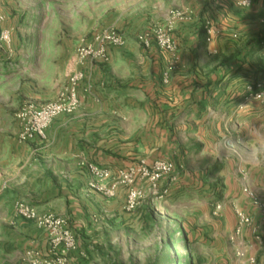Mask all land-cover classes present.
Segmentation results:
<instances>
[{
  "label": "crops",
  "instance_id": "0c3cea01",
  "mask_svg": "<svg viewBox=\"0 0 264 264\" xmlns=\"http://www.w3.org/2000/svg\"><path fill=\"white\" fill-rule=\"evenodd\" d=\"M83 5L92 9L89 1ZM60 8L61 0H0L4 16L0 29L11 33L10 50L0 49V264H28L24 260L27 251L44 255L48 249L47 233L15 213L18 201L40 214L51 213L67 221L77 249L66 264L118 263L116 244L109 239L122 237L128 224L137 226L141 205L125 213L126 189L122 186L112 199L90 189L87 165L115 172L156 159L154 154L141 159V140L115 131L124 122L140 126L142 119L151 126L182 128L187 148L193 145L181 151L187 155L183 160L193 154L203 157L204 143L226 135L236 133L235 137L250 141L254 124L264 119V106L247 99V86L264 71V0H255L245 9L231 0H133L117 8L128 24L132 15H139L141 21H165L171 10L185 13L171 28L176 55L154 45L147 51L141 49L140 42L118 31L125 44L110 48L109 60L94 66L91 62L76 64L73 52L63 59L62 42L44 38V32L60 27L44 16H55ZM207 28L213 31L209 42ZM60 57L66 62L63 76L58 68ZM31 61L36 66L29 70L25 64ZM69 62L85 73L79 107L53 119L44 140L20 142L15 114L24 103L22 97L54 100L66 82ZM29 79L36 82L31 83L34 91L29 89ZM44 81L54 82V91L48 95L36 93V86ZM87 86L90 91L82 93ZM11 97L20 98L8 104ZM174 138L167 132L161 149H170ZM108 147L116 154L109 153ZM174 166L175 173L160 185L170 187L181 177ZM182 166L187 172L192 164ZM215 174L207 185L213 191L226 190L227 195L237 188L235 192L244 194L245 186L256 187L254 177L242 169L232 173L219 169Z\"/></svg>",
  "mask_w": 264,
  "mask_h": 264
},
{
  "label": "rangeland",
  "instance_id": "374dc122",
  "mask_svg": "<svg viewBox=\"0 0 264 264\" xmlns=\"http://www.w3.org/2000/svg\"><path fill=\"white\" fill-rule=\"evenodd\" d=\"M88 1L92 5L91 10L83 5ZM132 3L133 0H120V2L61 0L59 14L44 16L47 18L46 21L60 24V27L57 30L44 32V38L62 42L59 46L63 52V59L69 57L72 52L74 56L81 42L92 40L95 35L106 29L127 33L130 38L140 42L141 49L147 51V48L156 45L151 42L149 46H145L142 38L154 26L164 21H141L139 15H132L128 24L125 15L117 14V8ZM107 6L109 7L106 11ZM132 29L133 34L130 33ZM19 38L21 40V37ZM63 59H60L58 66L60 71L62 69L61 76L66 64ZM100 64L103 63H92L93 66ZM25 66L30 70L36 65L34 66L31 61ZM72 66L69 62L67 74L74 69ZM67 76L64 87L60 90L67 86ZM29 82V89L34 91L31 83L36 84V82L31 79ZM44 82L39 86L35 85L36 93L48 95L49 92L54 91V82L51 84L49 81ZM18 91L20 92V87ZM19 98L11 97L8 104L14 101L16 104ZM22 98L24 102L35 100L30 97ZM14 113L15 110L11 111V118ZM124 123L122 126H117L115 131L127 138L134 136L141 140V159L144 155L154 154L155 160H171L176 164V172H179L181 177L172 182L170 187L160 185L156 190L149 184L139 187L142 192L140 199L142 213L139 222L136 223L137 226L132 227L128 224L124 228L122 237L119 235V239H109L112 244H116L114 252H116L117 264H249V258H254L255 264H264V223L260 214V207L264 205V190H262L264 188V119L254 124L250 141L235 137L238 135L236 133L231 137L226 135L220 138V141L215 139L213 143H204L203 157L193 154L183 160L182 157L187 155L181 154V151L190 150L193 145L190 149L187 148L189 143L184 140L185 133L182 128L151 126L142 119L140 126ZM227 129L231 132L230 128ZM169 131L175 138L174 143L171 142L173 146L166 151L161 149L164 144L162 139H165V134ZM143 145L147 147L143 148ZM155 145H158V148L153 151ZM110 149L113 150L112 147H108L109 153L116 154ZM177 157L180 159L179 164ZM182 163L184 165L191 163L192 167L186 172ZM198 163L201 164L197 165ZM219 169H226L230 173L242 169L250 173L256 182V187L252 188L256 199L252 200L240 191L235 192L237 188L234 192L229 191L227 195L226 190L213 191L208 188V180H213ZM194 172L199 173V177ZM165 189L167 191L164 194ZM236 211H242L249 219L240 234L235 232L238 225ZM124 212L127 213L126 210ZM238 252L242 257H238Z\"/></svg>",
  "mask_w": 264,
  "mask_h": 264
},
{
  "label": "built area",
  "instance_id": "2783aa9c",
  "mask_svg": "<svg viewBox=\"0 0 264 264\" xmlns=\"http://www.w3.org/2000/svg\"><path fill=\"white\" fill-rule=\"evenodd\" d=\"M255 0H241L242 6H236L235 0L231 2L240 9L250 7ZM185 13L180 10H171L162 24H158L142 38L145 46L151 42L163 52L175 56L177 46L171 34V28L176 20L183 19ZM4 16L0 14V24ZM207 41H211L213 31L206 29ZM11 33L9 30L0 29V49L10 50ZM125 44V38L118 31L106 29L94 36L92 40L81 42L75 51L74 62L83 65L86 62L105 63L109 60V49L121 47ZM264 59V52L262 54ZM167 79V73L164 74ZM85 78V73L81 69H73L68 74V83L65 88L59 91L54 100L37 102L35 100L25 101L15 114L19 125L18 140L20 142H32L36 139L44 140L46 129L56 117L60 115L72 114L81 103L79 94L80 83ZM90 91V86L84 87L83 92ZM247 99H252L264 106V71L257 81L247 86ZM92 179L88 182V187L108 199L116 196L120 186L126 189L125 210L132 212L140 205L142 192L136 185L146 182L152 189H158L162 180L175 173L174 163L169 160H155L151 164L140 161L131 164L115 172L108 168L94 164L87 165ZM166 189L163 191L166 193ZM243 193L246 197L255 200L254 190L245 186ZM15 213L26 219L33 221L36 226L43 229L48 235V249L43 255L35 250L25 253L24 260L28 264H66L69 254L77 249V241L74 233L68 228L67 221L51 213H38L34 207L25 202L18 201L14 206ZM217 208H220L217 206ZM238 225L236 234H240L244 226L249 222L248 217L242 211H236ZM260 214L264 223V205L260 207ZM238 257L242 254L238 252ZM249 264H255L254 258L248 259Z\"/></svg>",
  "mask_w": 264,
  "mask_h": 264
},
{
  "label": "clouds",
  "instance_id": "9594fccd",
  "mask_svg": "<svg viewBox=\"0 0 264 264\" xmlns=\"http://www.w3.org/2000/svg\"><path fill=\"white\" fill-rule=\"evenodd\" d=\"M235 4H236V6H242L241 0H235Z\"/></svg>",
  "mask_w": 264,
  "mask_h": 264
},
{
  "label": "trees",
  "instance_id": "16d2710c",
  "mask_svg": "<svg viewBox=\"0 0 264 264\" xmlns=\"http://www.w3.org/2000/svg\"><path fill=\"white\" fill-rule=\"evenodd\" d=\"M200 148V147H199Z\"/></svg>",
  "mask_w": 264,
  "mask_h": 264
}]
</instances>
